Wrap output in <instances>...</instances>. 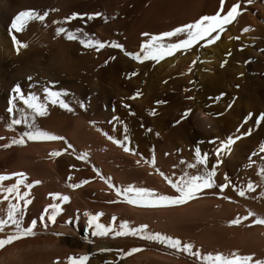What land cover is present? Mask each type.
Listing matches in <instances>:
<instances>
[{"label": "rangeland", "instance_id": "374dc122", "mask_svg": "<svg viewBox=\"0 0 264 264\" xmlns=\"http://www.w3.org/2000/svg\"><path fill=\"white\" fill-rule=\"evenodd\" d=\"M79 1L82 2L81 8L86 13H101L100 16L93 18L99 24H97V35L96 33L92 35L86 27L84 30L93 39L108 41L109 44L113 40L117 41L123 45L124 51L108 45L97 51L95 48H83L80 44L70 41L69 50L71 48V51L79 53L85 64L69 72L72 75L77 74L75 78L79 83L81 82L80 85L83 88H63L69 92V96L65 98L83 100L86 107L82 109L73 102V111L68 112L55 106V110L53 108L50 111L51 115L49 114L50 123L58 125L61 121L59 125L65 126L64 128L84 123L81 126H84L88 134L95 137L93 139H97L99 144L101 140L100 146L103 145L108 151L118 145L107 139L102 134L103 132L116 139H122L124 135H127L129 137L128 146L136 148L135 150L141 148L148 153L151 160L154 158V166L157 165L159 168V177L152 169L144 170L123 153L113 151L114 155L120 158L123 164L127 163L130 166L129 170L134 177L148 179L150 186L147 187L162 193H171L173 190L160 172L171 178L179 177L184 172L197 174L201 166L187 167L188 164H195L194 152L197 147L202 153H209L208 159L211 164L214 163L211 153L218 145L209 143V141H213L214 138L222 140L229 135L236 136L240 132L251 129L250 135L241 136L231 146V151L222 155V163L217 166L216 183L225 182V175L231 181L223 192L218 187H214L205 190L196 199L184 205L161 207L163 224L161 223L157 230H155V219L151 216L140 218L135 225L128 223L129 227L145 224L148 231L179 237L183 241L193 243L195 247L201 249L202 253L220 251L225 255H230L232 251L230 252L225 247L227 245L224 226L226 221L247 215L242 210L245 204L244 209H247L248 203L264 205V153H261L259 148V145L264 143V121L257 125L254 119L256 115L264 112V0H250V2L240 0L238 17L225 26V30L220 33L217 40L211 44L198 41L189 49H178L159 61H137L126 56L124 52L142 54L139 46L144 37L141 33L158 34L161 31L193 22L202 15L214 14L220 7L219 0ZM235 2L237 0H225V6H230ZM85 23L87 22H84V25ZM242 29L246 30L242 31ZM179 38H186V35L182 34ZM176 39L175 37L165 38V42H176ZM44 49L34 46L31 51L39 53L45 51L48 54V50ZM21 50L22 48L16 52H21ZM130 73H135V75H130ZM22 89L24 92L29 90ZM4 91L6 88H0L1 95H5ZM13 95L14 93L9 100L14 99ZM16 101L17 99H15L14 107H25ZM157 101L161 103H156ZM186 109L191 111L181 120V115ZM249 113H252L253 117L245 120ZM4 114L0 113V124H6L3 126H7L14 116L18 115L16 112L9 113L6 110ZM197 114L198 116L207 114L213 117L214 128L205 129L197 126L195 124ZM113 117L116 119L113 120ZM13 131L17 134L21 132ZM24 153L28 157L34 156L32 153H29L30 155ZM252 153L255 155H251ZM16 156L14 149L4 154L0 158L2 162L0 169L8 173L13 171L10 164L15 162ZM75 158V162L63 168L69 170V166L72 165V168L75 167L74 169L79 171L73 175L75 183H79L80 180H86L87 183L74 190L93 198V201L96 200L98 209L95 212L103 213L98 218L100 223L105 226L111 224L118 229L123 219L121 216L120 219L117 217L121 199L106 197L105 193L101 192L103 187H100L98 176L96 177V174L91 172L85 163L84 165L82 161ZM24 159L19 164L21 171L28 169V166L36 167L38 164H45L48 167L41 159L35 160V158L29 162ZM2 160H5V164ZM249 181L254 186L253 191H246L245 196H239L238 189ZM12 182L14 180L3 185L7 186ZM233 184L235 188L232 187ZM68 192L64 194L68 195ZM13 195L8 194L14 201L15 196L13 198ZM109 200L117 202L108 203ZM233 200L235 202L231 203L230 201ZM53 201L58 203L59 197ZM70 202L71 200L64 204L68 205ZM237 202L242 204V209H237L235 206ZM229 205L234 208L231 215L226 214ZM38 208H40L39 205L36 206V209ZM113 216L116 217L115 221L112 220ZM32 219L36 217L33 216ZM123 221L128 222L127 219ZM245 221H242L240 225L244 222L250 223L248 219ZM34 231L36 232L34 236L44 234L43 229L35 228ZM214 235L215 239L212 238ZM127 236L132 238L131 248L140 249L132 255L155 250L162 253L161 264H199L191 255L175 252L160 243L157 246L150 240L139 238L140 236ZM236 247L238 249L239 246ZM236 250L234 249L237 254H248L241 248ZM163 256L166 257L163 258Z\"/></svg>", "mask_w": 264, "mask_h": 264}, {"label": "bare ground", "instance_id": "6f19581e", "mask_svg": "<svg viewBox=\"0 0 264 264\" xmlns=\"http://www.w3.org/2000/svg\"><path fill=\"white\" fill-rule=\"evenodd\" d=\"M81 4L82 2L80 3L79 0H0V88H6V91H4L5 95L0 94V113L3 112L4 114L5 110L7 111V103L10 96L13 94L12 88L14 85L19 84L22 88L28 89V84L30 83V81L27 80L28 77H32L31 83L33 85L32 90L34 91H38L40 86L46 85L48 81L58 82L56 86L59 88H83L80 85L81 82L79 83L75 78L77 74L72 75L69 70L73 71L77 70V68L79 69L81 64L84 63V59L80 58L81 56H79V53L76 54L75 51H71V48L69 50L68 45L70 41L64 39L63 35L55 36V28L57 26H64L69 29L81 27L84 30V27H86L88 32L94 35L96 32L98 33V21L92 19L87 21L84 25V22L77 18L66 24H52L53 20L62 21L64 17L73 12L86 13L85 10L81 8ZM27 9H35L40 14H43L46 9L49 11L43 22H30L25 30L16 33L15 30L11 28L12 20L19 11ZM13 35L16 36L18 42H23L26 45L21 47L23 51L16 52V46L11 39ZM73 43L77 44L78 41H73ZM34 46L45 48L46 51L48 50V54L45 53V51L41 53L32 52L31 49ZM71 54H73V56ZM83 66L85 68V65ZM40 95L42 98V92ZM17 101L18 103H22V101H19L18 99ZM54 107L55 106L49 105L47 116L37 118L36 123L43 130L50 131L55 135L63 136L68 143L73 145L75 151H73V149H67L62 141H27L25 138L26 142L24 144L10 145L9 143H11V140L17 138L19 135L13 130L23 131L24 126L17 125L14 126L15 129L12 128V130L7 126H3L5 124L3 122V125L0 124V158L8 153V151L10 152V150L12 151L14 149L17 156L15 157V162L10 164V166H12L11 170H13L11 172H24L28 177V183L32 180H39L41 182L34 185L31 189H25L21 186V192L23 193L24 191H27V199L30 201L26 207L23 206L21 201L25 226L27 222L32 220L33 216L38 219L46 205L54 203L52 200L53 198L48 195L49 193H60L63 195L66 191H69L68 196L70 197L71 202L68 205H61L63 211L55 218L54 222L47 223V227L39 225L36 227V229L39 230L43 229V235L22 237L21 239L13 241L12 243L5 245L3 248H0V264H67V257L69 255L78 256L84 254H89V259L86 261V264H161L162 253L160 254V252L155 250L144 251L135 255L131 254L122 256L121 252H127L131 249V237L113 236L111 234L105 236H93L91 229L87 224V216H85V212H88L89 214L95 213L98 209L96 205L97 202L96 200L93 201V198L86 196V194L83 195L78 193V190L69 188L67 186L68 183H75V176L73 178V175L74 173H79V171L74 169L75 167H71V170L63 168V166L65 167L68 166V164L75 162L74 158L76 155L86 153L87 159L80 161H82L83 164L85 163L93 173H95L93 168L99 169L100 174L105 177H110L114 185L123 187L128 184H133L134 186L147 187L150 186V182L147 181L148 179L145 180L144 177H134L129 170L130 166H128L127 163L123 164L122 161L119 160L120 158L118 159L117 156L114 155L113 151L125 154L129 157L128 159L139 164L144 170L152 169L155 174H158V166L156 165L155 167V164L153 165L150 163V161H152L151 158L147 155L148 153H145L141 148L137 149L135 152L131 150L129 152H124L120 146H117L113 150L111 149L112 151H108L103 145L100 146V144H102L100 138H98L100 140L99 144V141L93 139L95 137L89 135L85 127L81 126L84 123L81 125L76 124L70 127L68 126L67 128L59 125L61 121H59L58 125L51 124L49 116L51 115L50 111H52ZM56 108L59 109V107ZM198 114L195 117V124H197V126L205 129L214 128L215 122L213 117L207 114L206 116H204V114L198 116ZM19 115H23V113H20ZM96 142H98V144H96ZM6 144L9 146L4 147ZM128 147L133 149L130 146ZM107 148L109 147L107 146ZM61 149H66V151H62L60 156L53 157L50 155L51 152L60 151ZM24 152L28 154L32 153V155L34 154L33 157L36 159L32 156L28 157ZM23 158L28 162L31 159H41L42 162H46L48 167L45 166V164H38L36 167L32 166L33 168H30L31 166H28V169L21 171V166L19 164ZM2 161L5 164V160ZM0 163L2 162L0 161ZM153 166L155 168H153ZM0 173L8 172L0 169ZM69 176L71 177V180L68 179ZM157 176L159 177V174ZM97 179H99L98 182L100 183V187H103L101 192L105 193L106 197L120 199L116 197L113 190L108 189L107 184L103 180L99 177ZM7 182L8 181H5L3 184ZM3 196L4 193H0V219L6 217L8 208V199L2 198ZM14 196L15 194L13 195V198ZM12 202L15 203V199L14 201L12 200ZM230 202H235V200ZM38 205L40 208L36 209V206ZM235 206L237 209H242L243 206L244 208L246 207V204L242 206L240 202H237L235 203ZM247 206V209L243 208L242 210L246 213L252 211L255 216L248 218L250 223H245V221L243 224L237 226L229 224L228 220L226 221L224 226L227 235L225 239L227 245L225 247L233 253L235 252L234 249H237L236 246H239L238 249L241 248L248 254H252L255 258H264V225L252 223V220L257 216L264 217V205L248 203ZM232 209L234 208H231V205H229L226 214L231 215ZM118 210V219H120L121 216L123 219H127L128 223L131 225H135V223L137 224V221L145 216H151L155 219V230H157L163 222L161 207L142 208L129 205L126 202H120ZM123 219L121 221H123ZM98 222L101 221L98 220ZM9 227L10 226H6L4 231H0V238L7 234ZM212 238L215 239V235L214 237L212 236ZM150 242L152 244L155 243L157 246L159 244L158 242L151 240ZM100 249H108L109 251L102 252ZM165 257L166 256H163V258Z\"/></svg>", "mask_w": 264, "mask_h": 264}, {"label": "snow or ice", "instance_id": "6c2138e0", "mask_svg": "<svg viewBox=\"0 0 264 264\" xmlns=\"http://www.w3.org/2000/svg\"><path fill=\"white\" fill-rule=\"evenodd\" d=\"M245 2H250V0H245ZM218 10L211 15H202L193 22L185 23L180 26H176L167 31H161L158 34H149L141 33V36L144 37V40L140 44V49L142 54L136 52H127L124 54L131 57L137 61H146L153 60L159 61L166 56H170L178 49H189L192 45L196 44L198 41H203L205 44H211L217 40L220 36V33L225 30V26L229 25L233 20H235L240 11V0L232 3L230 6H225V0H219ZM49 10H45L43 14H40L35 9H27L19 11L11 23V28L15 30L16 33H20L25 30L26 26L33 21L45 20V17L48 15ZM54 11V10H53ZM101 13H78L73 12L70 15L63 18L62 21L53 20V25L66 24L77 18L87 22L92 20L96 16H100ZM86 18V19H85ZM46 26V25H45ZM246 30V29H242ZM182 34L186 35V38H179ZM68 41H78V43L87 49L95 48L97 51L101 48H104L106 45L120 49L124 51L123 45L113 40L109 44L108 41H100L93 39L91 35L84 31L81 27H76L75 29H69L64 26H57L55 28V36H61ZM177 38L176 42H165V38ZM13 44L16 46V50L26 46L23 42H18L16 36L11 37ZM107 63V61H105ZM130 75H135V73H130ZM30 83L28 84V91L24 92L21 85L16 84L12 88L14 93V99L8 101L7 111L9 113L16 112L18 115L14 116L10 123L7 124L9 129L17 125H23L24 130L21 131L17 138L11 140V144H24L27 141H62L67 149H73V145L68 143L63 136L55 135L50 131L41 129L37 123V118H42L48 114V106H58L62 110L68 112L73 111L72 103L75 102L80 108H85L86 104L83 100L66 99L65 97L69 96L67 89L59 88L56 85V81H48L46 85H41L38 91L32 90L33 85L31 83L32 77L27 78ZM42 92V98L40 93ZM223 95V94H221ZM15 99L22 101L23 106L25 107H14ZM219 99V97H216ZM156 103H161L157 101ZM128 107V105H124ZM27 110V111H26ZM190 109H186L181 115V120L187 117L190 113ZM23 113V115H19ZM253 114L249 113L245 120L252 118ZM116 117H113L115 120ZM255 123L259 125L264 121V112L259 113L254 117ZM94 123V122H90ZM111 123V121H110ZM98 131H102L97 129ZM126 132L127 129L125 128ZM239 131V130H238ZM251 129L246 132H240L239 135L233 136L229 135L222 140L209 141V143H216V146L211 153L214 157V163L209 164V153L201 152L200 148L197 147L194 152L195 164H188V168H194L201 166L197 174H189L184 172L181 176L171 178L165 176L163 172H160L161 176H164L167 183L170 185V188L173 190L171 193H162L156 191L152 188L134 186L133 184H128L126 186L114 185L110 177H105L100 174V170L93 168V171L96 175L103 180L108 189L113 190L117 198L121 199V202H126L129 205L142 207V208H157V207H170L177 205H184L189 201L196 199L201 193L205 190H210L214 187H218L221 192L231 184V181L225 175L224 181L217 184L215 181V176L217 174V166L222 163V155L225 152L231 151V146L235 141L239 140L241 136H247L251 134ZM103 135L107 137L112 143L120 146L124 152H129L130 150L135 152V149H130L127 142L129 137L124 135L122 139H116L108 133L103 132ZM26 138V140H25ZM9 145H4L8 147ZM260 152L264 153V143L259 145ZM62 151L66 149H61L60 151H53L50 153L53 157H58L61 155ZM75 151V149H73ZM251 155H255L252 153ZM77 160H86L87 154L80 153L76 155ZM139 162V161H137ZM183 162V161H182ZM153 165L155 164L154 158L150 161ZM73 167L72 165L69 166ZM14 179V182L7 184L5 187L3 182L11 181ZM71 180V177H68ZM28 177L24 172H11V173H0V193H4L2 198L8 199V208L7 215L5 218L0 219V231H4L6 226H10L7 234L0 238V248H3L5 245L17 241L22 237L34 236V229L39 225L47 227V223L54 222L55 218L63 211L61 205L69 202L70 197L66 194L60 193H49L48 195L56 199L59 197L58 203H50L46 205L43 211L40 213L38 219H32L30 222H24V212L23 207L21 206V201L24 207H26L30 201L27 199L28 192L24 191L21 193L20 189L23 186L25 189H31L34 185L41 183L39 180H32L30 183L27 182ZM87 183L86 180H80L79 183H68V187L75 189L81 185ZM232 187H236L234 184ZM253 184L249 181L245 186H242L238 189V195L243 197L246 194V191H253ZM8 194H15V203L9 199ZM228 199V197H225ZM116 200H109L108 203H115ZM103 215L102 212L97 211L94 214H89L85 212L87 216V224L91 229L93 236H140L142 239L151 240L158 242L166 247L174 250L175 252H182L184 254L191 255L195 258L199 264H264V258H254L252 254H237L236 252L231 253L230 255H225L220 251L216 252H206L202 253L201 249L195 247L193 243L188 241H183L179 237H173L170 235H165L160 232H151L148 231L147 225L140 224L137 227H129L127 221H121L119 223L118 229L113 227L111 224L105 226L104 224L98 222V218ZM255 214L252 211H248L246 216H237L234 219L229 220V224L238 225L242 221L247 220L249 217H253ZM112 220L115 221L116 217L113 216ZM253 224L264 225V217L257 216L252 220ZM100 251H109L108 249H100ZM140 251L139 248L133 247L127 252H121V255H131ZM89 259V254L73 256L69 255L67 257V264H86V261Z\"/></svg>", "mask_w": 264, "mask_h": 264}]
</instances>
